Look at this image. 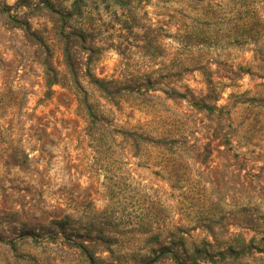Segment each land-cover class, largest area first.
<instances>
[{"label": "rangeland", "instance_id": "obj_1", "mask_svg": "<svg viewBox=\"0 0 264 264\" xmlns=\"http://www.w3.org/2000/svg\"><path fill=\"white\" fill-rule=\"evenodd\" d=\"M72 1L0 0V264H264V0H86L70 70Z\"/></svg>", "mask_w": 264, "mask_h": 264}, {"label": "trees", "instance_id": "obj_2", "mask_svg": "<svg viewBox=\"0 0 264 264\" xmlns=\"http://www.w3.org/2000/svg\"><path fill=\"white\" fill-rule=\"evenodd\" d=\"M84 1H86V0H74V1H72L73 3L71 5L70 9L66 12V14L62 15V17H61L63 23L68 22L71 19H77V21H78L77 24L79 25V27L80 26L83 27V28L80 27V29L75 28V29L71 30L70 28L64 26V29H66V30L68 29L69 32L67 34L59 33L60 36L62 37V41H66L64 44L63 55H64L66 65L70 70H72L71 60H70L71 48L69 47V43H67V40H69V36L71 38H73V40L75 42H78L80 45H83L85 47H86L87 42H88L87 33H88L90 28H89L88 23L84 24L83 20H82V17L84 15V12L82 11V7L83 8L86 7V4ZM115 1H116L115 3L118 4L119 6L125 7V5L122 3L123 0H115ZM126 6H129V5L127 4ZM250 33H252L251 30L244 31L246 39L249 38ZM247 36H248V38H247ZM207 40H208L207 38H203V40H201V41H204L203 43H205ZM87 49H89V48H87ZM256 55H259L262 59H264V47H261L258 50V52H256ZM255 58L258 59L256 56H255ZM261 61L264 62L263 60H261ZM96 83H98V82H96ZM194 105L198 110L206 111L208 114H211V115L214 114L216 111L222 112V110H223V109H218L214 106H209L207 104H200L198 102L194 103ZM229 122H230V119H229ZM171 143H174V140H172ZM79 247L82 250L84 249V247L82 245H80Z\"/></svg>", "mask_w": 264, "mask_h": 264}]
</instances>
